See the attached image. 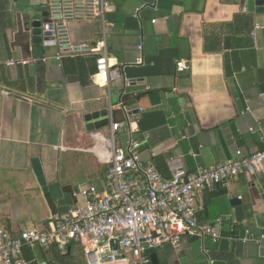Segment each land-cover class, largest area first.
I'll use <instances>...</instances> for the list:
<instances>
[{
    "label": "crops",
    "instance_id": "crops-1",
    "mask_svg": "<svg viewBox=\"0 0 264 264\" xmlns=\"http://www.w3.org/2000/svg\"><path fill=\"white\" fill-rule=\"evenodd\" d=\"M47 2L0 0L1 227L13 235L41 228L52 214L83 206L81 189L101 190L112 147L110 118L125 125L117 147L130 137L139 140L142 159L165 178L170 159L194 172L260 149L264 14L240 0H159L155 6L152 0H110L106 85L103 76L94 77V55L78 57L79 67L64 62L68 58L57 61L56 48L43 44ZM138 8L140 22L133 18ZM26 12L38 14L40 33L26 26ZM70 31L75 42L92 44L102 25L73 23ZM11 59L28 64L10 65ZM181 60L189 70L177 71ZM105 110L109 125L88 130L86 117ZM261 180L232 178L199 194L197 219L215 229L217 240L183 237L179 253L165 244L150 255L158 264H264ZM228 195L241 203L230 206ZM69 255L71 261L54 247L24 250L31 264L83 263L79 247Z\"/></svg>",
    "mask_w": 264,
    "mask_h": 264
},
{
    "label": "built area",
    "instance_id": "built-area-1",
    "mask_svg": "<svg viewBox=\"0 0 264 264\" xmlns=\"http://www.w3.org/2000/svg\"><path fill=\"white\" fill-rule=\"evenodd\" d=\"M158 1L152 0L151 5ZM110 8V0H48V22L42 27L43 44L56 48L57 61L92 54L94 77L103 76L106 85L112 75L106 40ZM140 13L138 8L133 14L138 22ZM93 21L102 25L101 38L92 44L75 42L70 26ZM138 50H142L141 45ZM9 64L28 62L11 59ZM176 67L179 72L190 69L185 60L178 61ZM121 106L125 113L130 112ZM124 127L110 118L109 166L101 190L94 185L80 190L85 198L83 206L52 214L43 227H32L18 235L0 226V264H31L24 257L25 249L51 247L60 256H66L68 248L79 247L82 264H151L150 251L169 244L179 253L183 237L217 240L215 229L197 219L196 199L202 191L232 178L264 176V130L260 132V149L249 156L199 166L194 172H188L180 159H170V176L165 178L151 161L142 159L139 140L130 137L124 148L117 147V135Z\"/></svg>",
    "mask_w": 264,
    "mask_h": 264
},
{
    "label": "water",
    "instance_id": "water-1",
    "mask_svg": "<svg viewBox=\"0 0 264 264\" xmlns=\"http://www.w3.org/2000/svg\"><path fill=\"white\" fill-rule=\"evenodd\" d=\"M240 3L242 7H245V9H248L249 11H254L257 14H264V0H240ZM24 20L25 24L28 27L32 28V33L37 34L38 32H41V24L39 22V16L38 14H34L31 12H26L24 14ZM48 22V19L46 20L45 24ZM99 117H101L99 119ZM92 120H95L96 122H92ZM87 129L92 130L94 128H101L106 127L109 125V118H108V112L105 110L103 112H100L99 114H93L91 116L86 117ZM254 180H256V176L252 177ZM261 183H264V180H261ZM260 192L262 190L260 189ZM229 204L230 206H236L241 203V200H239L237 197L228 195ZM244 232H240L241 238L244 237ZM70 252V248H68V254ZM151 258V264H158L157 258L155 254L150 255ZM208 264V263H207ZM212 264H224L222 261H214Z\"/></svg>",
    "mask_w": 264,
    "mask_h": 264
},
{
    "label": "trees",
    "instance_id": "trees-1",
    "mask_svg": "<svg viewBox=\"0 0 264 264\" xmlns=\"http://www.w3.org/2000/svg\"><path fill=\"white\" fill-rule=\"evenodd\" d=\"M64 62H72L73 64L75 63V64H77L79 67H81L80 66V64H81V59L80 58H78V59H66ZM94 72H95V64H94ZM62 258H67V260H69V261H71L72 259H73V257L71 256V255H69V254H67L66 256H63Z\"/></svg>",
    "mask_w": 264,
    "mask_h": 264
}]
</instances>
